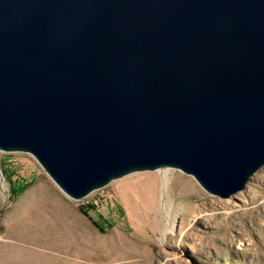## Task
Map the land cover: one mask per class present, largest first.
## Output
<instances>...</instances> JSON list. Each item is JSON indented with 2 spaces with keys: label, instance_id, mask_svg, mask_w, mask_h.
<instances>
[{
  "label": "water",
  "instance_id": "1",
  "mask_svg": "<svg viewBox=\"0 0 264 264\" xmlns=\"http://www.w3.org/2000/svg\"><path fill=\"white\" fill-rule=\"evenodd\" d=\"M0 150L75 200L163 167L242 190L264 165V0H0Z\"/></svg>",
  "mask_w": 264,
  "mask_h": 264
},
{
  "label": "rangeland",
  "instance_id": "2",
  "mask_svg": "<svg viewBox=\"0 0 264 264\" xmlns=\"http://www.w3.org/2000/svg\"><path fill=\"white\" fill-rule=\"evenodd\" d=\"M166 169L165 209L160 170L75 200L29 153L0 150V264H264V165L227 198Z\"/></svg>",
  "mask_w": 264,
  "mask_h": 264
},
{
  "label": "bare ground",
  "instance_id": "3",
  "mask_svg": "<svg viewBox=\"0 0 264 264\" xmlns=\"http://www.w3.org/2000/svg\"><path fill=\"white\" fill-rule=\"evenodd\" d=\"M165 168V169H164ZM167 167L159 168L157 170H160V176H161V185H160V205L165 209L166 207V201H165V195L168 190V185L170 183L171 176L169 175V170L166 169ZM0 186L2 190L4 189V181L2 179V176L0 175ZM169 222L171 225V229L174 227V222L176 220V215H173L172 217L168 215Z\"/></svg>",
  "mask_w": 264,
  "mask_h": 264
},
{
  "label": "trees",
  "instance_id": "4",
  "mask_svg": "<svg viewBox=\"0 0 264 264\" xmlns=\"http://www.w3.org/2000/svg\"><path fill=\"white\" fill-rule=\"evenodd\" d=\"M14 188V187H13ZM15 189V188H14Z\"/></svg>",
  "mask_w": 264,
  "mask_h": 264
}]
</instances>
